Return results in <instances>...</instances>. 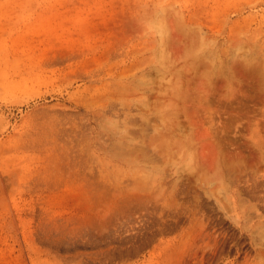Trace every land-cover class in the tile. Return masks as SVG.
I'll return each mask as SVG.
<instances>
[{
  "label": "rangeland",
  "instance_id": "374dc122",
  "mask_svg": "<svg viewBox=\"0 0 264 264\" xmlns=\"http://www.w3.org/2000/svg\"><path fill=\"white\" fill-rule=\"evenodd\" d=\"M0 264H264V0H0Z\"/></svg>",
  "mask_w": 264,
  "mask_h": 264
},
{
  "label": "bare ground",
  "instance_id": "6f19581e",
  "mask_svg": "<svg viewBox=\"0 0 264 264\" xmlns=\"http://www.w3.org/2000/svg\"><path fill=\"white\" fill-rule=\"evenodd\" d=\"M164 29V28H163ZM162 33V32H161ZM143 130V129H142ZM127 136L126 138H128L129 142H133L135 139H136V135H137V132H134V131H129L127 132ZM125 145V144H124ZM127 146V144H126ZM137 149V148H136ZM141 150H143L144 148H140Z\"/></svg>",
  "mask_w": 264,
  "mask_h": 264
}]
</instances>
